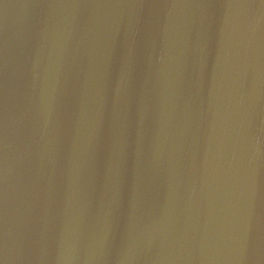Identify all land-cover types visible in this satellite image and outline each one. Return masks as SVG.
<instances>
[{
	"label": "water",
	"instance_id": "95a60500",
	"mask_svg": "<svg viewBox=\"0 0 264 264\" xmlns=\"http://www.w3.org/2000/svg\"><path fill=\"white\" fill-rule=\"evenodd\" d=\"M0 264H264V0H0Z\"/></svg>",
	"mask_w": 264,
	"mask_h": 264
}]
</instances>
